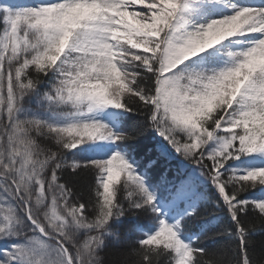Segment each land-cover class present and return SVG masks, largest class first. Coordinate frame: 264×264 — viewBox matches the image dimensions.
<instances>
[{
    "label": "snow or ice",
    "instance_id": "6c2138e0",
    "mask_svg": "<svg viewBox=\"0 0 264 264\" xmlns=\"http://www.w3.org/2000/svg\"><path fill=\"white\" fill-rule=\"evenodd\" d=\"M256 219L264 0H0V264H264Z\"/></svg>",
    "mask_w": 264,
    "mask_h": 264
},
{
    "label": "trees",
    "instance_id": "16d2710c",
    "mask_svg": "<svg viewBox=\"0 0 264 264\" xmlns=\"http://www.w3.org/2000/svg\"><path fill=\"white\" fill-rule=\"evenodd\" d=\"M144 142H142L143 144ZM211 212V209L208 210V213L204 211L203 208H201V215L197 218L196 221L193 223V227L200 222L206 220L209 218V213ZM249 227H252V225H249ZM219 229H226L227 231H231V225L228 220V218L224 214H220V219L217 222V225L213 227L207 234L208 237L212 236V233L216 232ZM254 231H252L251 235L249 236L250 240V247L249 252L252 254L253 259H259L262 254H264V225L261 224L259 219H256L254 221ZM201 239L207 240L209 247H214L216 244H227L230 243L229 238L227 235H222L214 238L213 240H208L207 237L202 236Z\"/></svg>",
    "mask_w": 264,
    "mask_h": 264
}]
</instances>
